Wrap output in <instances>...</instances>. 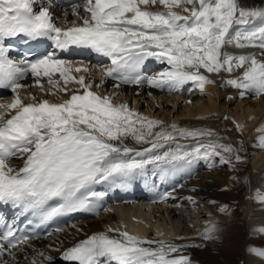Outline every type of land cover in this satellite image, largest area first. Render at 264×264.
Returning <instances> with one entry per match:
<instances>
[{"label":"snow or ice","instance_id":"1","mask_svg":"<svg viewBox=\"0 0 264 264\" xmlns=\"http://www.w3.org/2000/svg\"><path fill=\"white\" fill-rule=\"evenodd\" d=\"M157 4L167 11L151 10ZM176 7L186 14L173 11ZM74 14L82 23L61 28L39 0H0V88L16 93L11 103H0V204L11 205L18 217L39 216L43 223L68 212L98 210L106 195L97 190L98 185L126 187L137 176L146 175L149 165L164 179L201 159L219 157L222 164L241 160L231 145L201 139L213 136L210 130L176 125H171L172 131L155 130L161 121L141 116L126 103H113L112 96H101L83 75H70L68 62L55 53L14 60L5 45L9 38L23 35L27 40L47 37L60 50L72 45L89 47L111 59L104 77L170 90L189 81L201 89L214 83L201 69L219 74L243 68L242 75L224 83L241 90V97L246 92L264 95V61L257 59L264 56V3L86 0L83 15ZM229 46L259 51L236 55L227 50ZM148 58L167 63L169 68L156 76L142 75ZM29 73L35 86H42L46 77L57 89L48 94L63 92L68 98L58 103H24L19 91L26 87L21 81ZM61 80L65 85L78 84L83 91L69 94ZM102 84L103 78L97 87ZM178 138L196 143L180 144ZM128 141L148 146L136 148ZM259 146L264 148V136ZM14 158L22 159L23 167H15ZM252 199L264 210V177ZM7 229L0 234V264H18L15 252L23 251L29 237L17 236L14 223ZM216 231L212 224L202 239H213ZM253 234H264V227L253 229ZM188 247L200 245L142 239L109 228L65 249L63 258L78 264H193L183 254ZM247 251L264 264V247L249 246ZM32 264L41 261L34 259Z\"/></svg>","mask_w":264,"mask_h":264},{"label":"bare ground","instance_id":"2","mask_svg":"<svg viewBox=\"0 0 264 264\" xmlns=\"http://www.w3.org/2000/svg\"><path fill=\"white\" fill-rule=\"evenodd\" d=\"M52 2L56 12H63V16L69 20L73 18V12L70 9L63 8L64 5H61L59 1L52 0ZM239 2L248 6H261L264 0H239ZM79 8L83 13L84 5ZM151 10L167 11L166 8L158 4L151 6ZM173 11L186 14L180 7L174 8ZM227 50L236 55L244 54L241 53L240 48L232 46H229ZM53 53L63 59L62 50H56ZM248 53H252V50L245 54ZM257 59L264 61V56H258ZM67 66L72 69L70 75L77 78L83 75L86 82L92 83L100 94L112 96L115 104L126 103L131 107L132 99H134L132 110L140 107L142 102L150 100L151 106L158 104L160 107H164V102H166L165 105L171 103L172 107H175L179 102L185 100V104L182 103L181 108H187L192 105V93L200 92L193 98L195 103L191 107L192 118L181 120L180 116L185 113L183 110L181 114L179 111L174 117L172 110L168 111L167 115L165 109L163 114L158 113L160 119H155L162 122V125L155 130L172 131L171 125L192 130H210L213 136L201 139H215L219 143L231 145L240 155L241 160L233 159L231 163L222 164L219 157L210 161L201 159L195 161L190 167L164 179L152 171L151 165L147 166L146 178L149 187L158 190L159 200L153 204V211L158 218H165V221L170 220L172 223L169 228H159L157 234H153L148 227L138 228L139 224L132 220L131 224L135 229H132V232L136 231L138 237L142 239L148 237L155 241L178 245H200V247H188L183 251L184 255L190 256L193 264H260L261 258L249 253L247 248L249 246L264 247V234H253V229L264 227V210L257 201L252 199L256 187L259 186L260 178L264 177V148L259 146V138L264 136V95L246 92L241 97L239 94L241 90L224 83L228 79H235L242 75L244 69L234 68L231 73L221 70L219 74L208 73L201 69L203 75L214 81V83H206L203 89L189 81L177 90H170L167 86L155 88L146 82L142 87L124 90L119 87L115 88L113 84L110 85L109 77L103 76V73L111 67L109 62L72 60L67 63ZM82 67L88 71H83ZM167 68L169 65L163 63L148 73V76H156ZM76 69H81V71H76ZM102 78L103 84L97 87ZM21 83L26 85L19 91L22 100L34 101L33 97L54 99L48 93L50 90L57 89L47 82L46 77L41 82L42 86H35V78L29 73ZM74 86L80 87L75 83L65 85L61 80V87H66L68 93ZM108 86L109 89H107ZM186 88L190 90L184 92ZM185 94L187 95L185 96ZM15 95L16 93L7 99L0 100V103H11ZM60 96L61 98L55 100V103L68 98L63 92H60ZM248 98L250 99L248 100ZM232 104H235L234 109L230 108ZM158 114L150 113V116L155 117ZM176 142L185 145L196 143L191 138H178ZM128 143L136 148L148 146L135 144L132 141H128ZM12 163L15 167L20 168L23 160L14 158ZM163 189L167 190L165 195L162 194ZM221 208L226 210L221 211ZM118 211L125 212L122 215L128 222V210L118 209ZM210 213L212 214L211 218L208 217ZM135 215L144 219L142 213ZM123 219L122 217L121 220ZM212 224L217 226V231L212 234L213 239H202V234ZM147 225L153 224L148 222ZM109 228H120L116 214L108 211L102 212L96 218L72 223L62 232L53 233L22 245L23 251H16L15 258L18 264H32L34 259L41 261V264H50L65 249L92 234L107 232ZM153 246L155 247V245ZM41 253L44 255L41 256ZM8 258L11 259V257Z\"/></svg>","mask_w":264,"mask_h":264},{"label":"rangeland","instance_id":"3","mask_svg":"<svg viewBox=\"0 0 264 264\" xmlns=\"http://www.w3.org/2000/svg\"><path fill=\"white\" fill-rule=\"evenodd\" d=\"M191 88V87H190ZM188 90H190L189 88L187 89H185V91L184 92H188ZM53 91V92H52ZM55 92H57V90H50V93H55ZM194 93V94H193ZM192 93V95L191 96H193L192 97V105L191 106H188L187 108H184V107H182L181 108V104L183 103V104H185L184 102H185V100H183V101H181V102H177L176 104L177 105H175V107H172L173 105L170 103V104H168V105H165L166 104V102H164L165 104H164V107L162 106V107H160V105H158V104H153L152 106L150 105V101L149 102H142V104L140 105V107H138L136 110L138 111V113L141 115V116H143V117H147L148 119H152V120H155V119H160V117H159V114H163V110H165L166 109V113H167V115H168V111H170V110H172V113H174V117H176L177 116V113L179 112L180 114L182 113V110L185 112L183 115H181L180 116V118H181V120L184 118H192V115H191V107H193V104L195 103V99L193 100V98H195V96H197L200 92L198 91V93H197V91H194ZM197 94V95H196ZM187 94H185V96H186ZM51 97L52 98H55V100H59L60 98H61V96H60V92H58L56 95H51ZM58 97V98H57ZM250 98H248V100H249ZM134 99H132V108L134 107L133 106V104H134ZM142 101V100H141ZM194 101V102H193ZM130 103H131V101H130ZM149 104V106H147L148 104ZM230 108H235V104H232L231 106H230ZM153 110V111H152ZM144 112H145V114H144ZM150 113L151 114H158V116L156 115L155 117L154 116H150ZM165 113V112H164ZM189 115V116H188ZM172 116V115H171ZM154 117V118H153ZM173 117V116H172ZM164 118V117H163Z\"/></svg>","mask_w":264,"mask_h":264}]
</instances>
